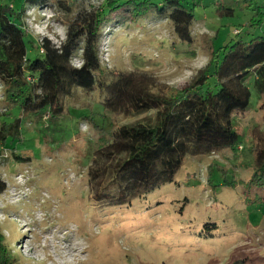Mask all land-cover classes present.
Masks as SVG:
<instances>
[{"label": "rangeland", "instance_id": "1", "mask_svg": "<svg viewBox=\"0 0 264 264\" xmlns=\"http://www.w3.org/2000/svg\"><path fill=\"white\" fill-rule=\"evenodd\" d=\"M0 1L19 8L25 0ZM214 1L205 0L197 10L193 45L178 41L164 18L111 25L101 39L103 67L134 72L154 91L166 93L189 84L210 63L214 37L223 44L241 31L264 36V25L249 26V9L234 3V16L223 17L213 11ZM57 13L28 7V34L38 42L43 36L55 42L64 39L65 27L53 18ZM254 66V59L236 60L233 76L241 77ZM249 83V107L236 116L245 149L188 156L176 182L127 205L95 202L88 182L89 157L101 134L110 139L119 126L149 112L103 115L98 94L92 92L72 104L95 111L97 126L66 115L20 119L17 140L0 152V176L7 186L0 196V225L12 255L9 264H264V204L245 203L242 184H222L252 175L249 169L242 174L252 158L247 131L249 124L263 119L253 77ZM2 105L0 115L9 111ZM12 115L22 116L18 110ZM10 149L22 158L16 159ZM210 164L228 170L225 175L213 167L216 187L208 184ZM213 223L215 228L205 227Z\"/></svg>", "mask_w": 264, "mask_h": 264}, {"label": "trees", "instance_id": "2", "mask_svg": "<svg viewBox=\"0 0 264 264\" xmlns=\"http://www.w3.org/2000/svg\"><path fill=\"white\" fill-rule=\"evenodd\" d=\"M204 1L25 0L19 8L0 1V103L9 110L0 115V152L17 140L24 116L45 119L49 114L53 120L66 115L97 126L95 111L73 106L81 94L96 92L103 115L149 112L131 124L119 126L109 134L110 139L101 134L89 157L88 182L95 202L127 205L176 182L188 156L245 149L236 116H243L249 107V79L253 77L263 122L249 124L247 131L252 158L245 163L242 174L249 169L252 175L222 184H242L245 203L264 204V36L253 37L241 31L223 44L214 37L210 63L189 84L166 93L154 91L146 78L134 72L102 65L101 39L111 25L164 18L178 41L193 45L192 27ZM234 3L251 11L249 26L264 25V0H215L213 11L223 17L234 16ZM28 7L59 12L53 18L65 27V38L55 42L43 36L35 41L25 25ZM253 59L254 68L241 77L233 76L236 60ZM14 110L22 116L10 118ZM11 151L16 159L22 158ZM214 166L225 175L228 172L219 164H210L207 177L212 187L217 186L212 180ZM6 190L0 176V196ZM205 227L213 229L216 224ZM5 240L0 225V260L9 264L12 255Z\"/></svg>", "mask_w": 264, "mask_h": 264}]
</instances>
